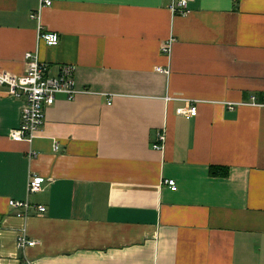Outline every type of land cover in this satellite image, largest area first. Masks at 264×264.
<instances>
[{"label":"crops","instance_id":"0c3cea01","mask_svg":"<svg viewBox=\"0 0 264 264\" xmlns=\"http://www.w3.org/2000/svg\"><path fill=\"white\" fill-rule=\"evenodd\" d=\"M172 1L53 0L36 20L40 0H0V72L38 51L89 90L58 95L28 142L9 137L24 103L0 89V264H264V0ZM187 101L196 115L177 114ZM11 199L47 210L18 217Z\"/></svg>","mask_w":264,"mask_h":264},{"label":"built area","instance_id":"2783aa9c","mask_svg":"<svg viewBox=\"0 0 264 264\" xmlns=\"http://www.w3.org/2000/svg\"><path fill=\"white\" fill-rule=\"evenodd\" d=\"M190 0H173L171 10L174 14L185 15L189 12ZM53 0H40L39 10L31 13V18L39 20L40 12L43 7L51 6ZM39 40L44 41L50 46L60 43L59 33L46 31L40 28ZM173 39L167 40L161 47V51L166 55L171 54ZM26 70L23 75H14L7 72H0V89H4L6 94L15 99L21 100L23 109L21 113V123L18 127L10 130L9 137L14 141L32 142L45 123L46 109L56 103L58 95H64L68 100H74L79 94L88 93V89H80L76 82L77 67L74 64H63L56 75L51 74L50 64L41 61L38 51L28 52L25 55ZM160 72L168 73L167 69L159 67ZM169 102L172 97H167ZM251 105L264 107V98L252 97ZM196 101H187L184 107L177 109V114L194 116L197 114ZM165 134H158V141L154 148L162 150ZM60 144L55 142L54 150L59 151ZM36 152H33L34 156ZM165 183L172 190H177L175 179H166ZM44 179L41 175L31 173L28 179L27 190L29 194L38 193L43 190ZM9 205L17 209L18 217L26 218L32 211L45 213L46 207L40 204H32L29 200H9ZM18 247L24 250L28 246H34L35 241L30 240L25 233H21L17 239ZM26 264H31L27 261Z\"/></svg>","mask_w":264,"mask_h":264},{"label":"trees","instance_id":"16d2710c","mask_svg":"<svg viewBox=\"0 0 264 264\" xmlns=\"http://www.w3.org/2000/svg\"><path fill=\"white\" fill-rule=\"evenodd\" d=\"M220 171H222L223 176L228 174V169L227 168L211 167V170H210L211 175H213V176L219 175ZM22 264H26V262L22 261Z\"/></svg>","mask_w":264,"mask_h":264}]
</instances>
